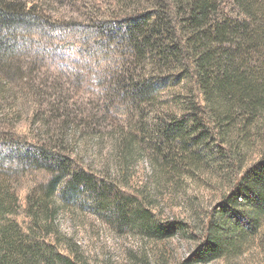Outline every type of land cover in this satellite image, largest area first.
<instances>
[{"label": "trees", "instance_id": "16d2710c", "mask_svg": "<svg viewBox=\"0 0 264 264\" xmlns=\"http://www.w3.org/2000/svg\"><path fill=\"white\" fill-rule=\"evenodd\" d=\"M93 76L102 118L74 101ZM263 142L264 0H0V264H92L56 225L79 202L150 239L184 230L131 184L146 151L166 178H232L192 259L237 254L264 224V153L246 162Z\"/></svg>", "mask_w": 264, "mask_h": 264}, {"label": "rangeland", "instance_id": "374dc122", "mask_svg": "<svg viewBox=\"0 0 264 264\" xmlns=\"http://www.w3.org/2000/svg\"><path fill=\"white\" fill-rule=\"evenodd\" d=\"M59 79L60 82H68L65 78ZM99 83L100 80L93 76L90 77V82L87 80V86L82 93L76 88L72 89L80 93V97H74L76 104L100 116L102 112L104 114L108 98L105 87ZM185 84L183 82L164 90L160 94L161 98L169 100V104L174 105L171 98L175 92H186ZM110 108L106 116L109 123L113 117L115 125L125 124L124 119L128 117L125 113L126 106L121 103V107ZM117 110L119 116L115 115ZM113 114L115 116H111ZM120 118H123L122 121ZM111 129L107 127L104 132L107 133ZM93 144L95 146L89 155L87 153L82 155L86 163L99 154L96 141L93 140L91 145ZM103 145L102 155L107 160L110 150L109 139ZM262 153L264 142L254 145L247 156V165L259 159ZM129 167L132 175L131 184L135 188H146L149 193L146 195L151 199V207L157 217L162 221L183 219L185 228L166 239H150L137 229L120 227L109 212L100 210L90 203L79 202L76 205L64 206L56 218V225L62 233L80 244L92 264H264V224L237 254L226 255L207 263L192 259L202 239L206 237L204 221L221 205L231 189L232 178L226 177L222 171L213 169L203 171L198 178L187 173H182L178 179L169 176L166 178L148 151L133 159ZM8 179L12 183H17L16 177Z\"/></svg>", "mask_w": 264, "mask_h": 264}]
</instances>
